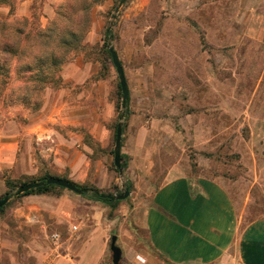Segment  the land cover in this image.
<instances>
[{
  "label": "rangeland",
  "instance_id": "obj_1",
  "mask_svg": "<svg viewBox=\"0 0 264 264\" xmlns=\"http://www.w3.org/2000/svg\"><path fill=\"white\" fill-rule=\"evenodd\" d=\"M68 2L73 17L61 16V26L80 33L59 48L64 58L50 82L17 72L21 59L2 53L9 67L0 74V198L45 175L123 191L113 152L124 108L106 52L121 0H63L56 13ZM47 3L0 0V48L44 50L49 42L36 33L57 18L47 19ZM112 32L130 92L127 163L139 128L154 125L155 183L183 153L196 175L225 188L244 225L264 219V0H127ZM124 180L139 191L126 170ZM129 200L111 209L60 188L13 197L0 212V264H80L82 252L87 263L112 264L110 222L128 216Z\"/></svg>",
  "mask_w": 264,
  "mask_h": 264
},
{
  "label": "crops",
  "instance_id": "obj_2",
  "mask_svg": "<svg viewBox=\"0 0 264 264\" xmlns=\"http://www.w3.org/2000/svg\"><path fill=\"white\" fill-rule=\"evenodd\" d=\"M62 1L48 0V20L56 16L55 7ZM154 128L142 125L131 140L126 176L139 191L131 192L130 200L122 203L128 216L116 214L110 222L123 251L122 262L264 264V219L244 225L225 188L196 175L183 153L174 154L161 183H155L161 148H156L160 138ZM80 262L90 264L85 261V252ZM55 264L65 262L57 260Z\"/></svg>",
  "mask_w": 264,
  "mask_h": 264
},
{
  "label": "trees",
  "instance_id": "obj_3",
  "mask_svg": "<svg viewBox=\"0 0 264 264\" xmlns=\"http://www.w3.org/2000/svg\"><path fill=\"white\" fill-rule=\"evenodd\" d=\"M68 4H70V3L68 2L65 6L63 5V7L60 6L59 12L56 13V17L58 18V20L56 18L52 22V24L49 26V28H47L45 31H42V30L37 31V33H36L37 38H41L42 40L45 39V41L49 42V44L47 43L48 46L45 47L44 50H42L41 48L40 49L36 48L34 52L29 51V50L27 51L26 49L25 50L23 49L22 51H20L16 45H8V47L6 49L0 48V74L4 73L5 72L4 69L9 67L8 61H7V63H4V64L1 63L2 53L5 52L6 54L9 55V57H17V59H19V60L21 59L19 65L16 67L17 72L22 73V70L24 68H27V69H29V71H31L32 75H34L36 77L37 81L50 82L52 74L55 75V73H53V71L56 72V70L59 69V66L61 65L60 62L64 58V54L59 55V48H61V45H65V46L72 45L74 40L78 41V35L80 33V32L74 31V30L69 29V28H62V26H61V16H63L64 19H67V17L69 19H72V17H73L71 15V13L67 12L65 14V10H64L65 8L69 9V10H71V9L73 10V5L70 4L69 6H67ZM63 10H64V13H63ZM59 16H60V18H59ZM46 32H48V34ZM112 37H113L112 30L108 31V29H107L106 30V38L109 40ZM52 45L55 46L54 47L55 50L50 51L49 48ZM106 48H107L106 49L107 55L112 60L111 54L108 50V43L106 44ZM23 51H25L27 53H23ZM23 56H24V61H22ZM48 69L50 70V73H49ZM30 77H31V75L29 76V78ZM119 90H120V95H121V99H122V107L123 108H124V106L126 107L125 114L129 115V113H130V108H129L130 98L124 103L123 102V92H122L120 84H119ZM116 129H117V127H116ZM115 134H116V131H115ZM122 167H123V170H126L128 167V163H127L125 154H122ZM116 171L118 172L117 168H116ZM48 177H51V176L45 175V176L41 177L40 179H38L37 181L35 180V181L25 182V183H23V185L28 184V183H32V182L44 183ZM14 183H16L15 180H8L7 181V186L10 190L16 187V185ZM79 186H81V185H79ZM126 186H128L130 188L131 183L127 182ZM81 187H83V186H81ZM57 188L64 189V188H61V187L56 186V185H40L38 188L32 189L29 192L22 194L20 196H17L15 194V192H9L6 195H10L11 199L13 197L20 198L23 196L34 195V194L35 195H43V194L53 193ZM84 188H87L89 191V194L83 195L84 197L90 198L91 200H94L96 202H100V203L110 207L111 209H115L117 207V205L119 203H121V201H112L109 198V196H114V195L105 194V193L100 192L99 190L91 188V187H84ZM8 204L6 206H8ZM6 206L1 208L0 212H3L6 208Z\"/></svg>",
  "mask_w": 264,
  "mask_h": 264
},
{
  "label": "water",
  "instance_id": "obj_4",
  "mask_svg": "<svg viewBox=\"0 0 264 264\" xmlns=\"http://www.w3.org/2000/svg\"><path fill=\"white\" fill-rule=\"evenodd\" d=\"M127 0H121L119 6L116 9L115 14L113 15L112 22L108 27V31L113 29L115 20L118 17V13L120 12L121 8ZM108 50L112 57V62L114 67L116 68V72L118 75L119 83L123 92V102L125 103L130 98L129 86L126 80L125 72L121 61L119 59L118 53L116 52L115 48L112 45V38L109 39L108 42ZM125 109L122 112V116L120 117L119 123L117 124L116 134H115V147H114V165L119 172V176L122 179V187L123 191L120 194L109 196L112 201H123L126 200L130 194V188L126 186V182L124 180V170L122 167V148H123V134H124V119H125ZM40 185H56L61 188L70 190L78 195H87L89 191L87 188L79 186L77 183H74L70 180L61 178V177H48L44 183L39 182H32L28 184L21 185L16 190L15 194L20 196L29 192L32 189L38 188ZM11 198L10 195H5L3 198L0 199V209L6 206L10 202ZM110 251L112 254V264H121L123 258V251L121 247L118 245V236L112 235L111 242H110Z\"/></svg>",
  "mask_w": 264,
  "mask_h": 264
},
{
  "label": "built area",
  "instance_id": "obj_5",
  "mask_svg": "<svg viewBox=\"0 0 264 264\" xmlns=\"http://www.w3.org/2000/svg\"><path fill=\"white\" fill-rule=\"evenodd\" d=\"M73 230L78 231V226H74Z\"/></svg>",
  "mask_w": 264,
  "mask_h": 264
}]
</instances>
